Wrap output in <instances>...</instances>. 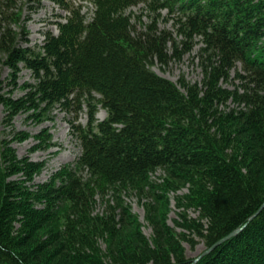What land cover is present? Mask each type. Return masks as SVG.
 <instances>
[{
  "label": "trees",
  "instance_id": "obj_1",
  "mask_svg": "<svg viewBox=\"0 0 264 264\" xmlns=\"http://www.w3.org/2000/svg\"><path fill=\"white\" fill-rule=\"evenodd\" d=\"M43 1L67 15L32 47L22 13ZM76 1L0 0V105L9 119L36 122L66 112L80 147L72 164L34 183L41 164L0 143V264H190L182 242L208 249L264 203V0H82L88 16ZM139 4L152 15L142 31L127 14ZM163 10L175 37L157 26ZM196 44L200 83L151 69ZM22 69L33 81L18 86ZM84 110L86 125H75ZM146 188L160 201L187 190L175 221L184 232L151 217L144 235L120 196ZM196 264H264V207Z\"/></svg>",
  "mask_w": 264,
  "mask_h": 264
},
{
  "label": "rangeland",
  "instance_id": "obj_2",
  "mask_svg": "<svg viewBox=\"0 0 264 264\" xmlns=\"http://www.w3.org/2000/svg\"><path fill=\"white\" fill-rule=\"evenodd\" d=\"M82 7L85 15L92 14L93 7L88 1L78 0L75 2ZM29 11L24 7L22 19L26 22V31L28 34L29 46L42 45L45 32L56 33V22L61 21L67 14L65 11L58 9L53 3L43 1L36 12L28 14ZM127 14H130L131 22L134 24L136 31H142L143 26L151 20V13L145 10L144 4L131 7ZM160 20L157 23L159 30L170 31L175 37L173 21L169 18L165 10L160 12ZM200 44H196L193 50L184 55L180 60L169 59L167 64H161L156 59L153 60L151 69L159 76L168 79L173 83L181 78L190 84L200 83L202 74L198 65L197 54ZM170 54V51L169 53ZM8 69L0 68V78L7 82ZM231 80L223 84V86L233 89L237 81H234V73L231 74ZM33 80L28 70L22 69L19 73L17 84L22 86L25 83H31ZM8 88L5 86V90ZM19 88L14 92L15 97L22 95ZM232 107L233 104L230 103ZM49 120L36 122L30 120L23 113L16 115L13 119H9L5 110L0 105V143L6 141L10 143L18 157H28L31 161L41 164V169L34 178V183H43L49 180L51 175L62 167L72 164L76 157L80 154L78 139L71 133L70 122L73 119L62 110L53 111ZM105 117V112L100 111L97 119L101 120ZM88 121L86 111L79 113L74 124L77 126H85ZM165 177L161 172H157L153 176V180L162 184ZM185 188L174 192L168 190L164 192L163 201L156 200L151 189H143L139 191H131L122 193L120 198L126 206L131 210L141 225V230L147 238L152 237V230L149 219L157 218L164 222L169 228L174 229L176 233L184 232L177 227L175 221L178 218L179 209L177 208V198L185 194ZM97 197L98 211L103 209L101 198ZM108 198V197H107ZM188 216L196 218L197 213L192 210L187 211ZM182 247L188 258H196L205 250L204 244L197 239V245L191 249L189 244L182 242Z\"/></svg>",
  "mask_w": 264,
  "mask_h": 264
},
{
  "label": "water",
  "instance_id": "obj_3",
  "mask_svg": "<svg viewBox=\"0 0 264 264\" xmlns=\"http://www.w3.org/2000/svg\"><path fill=\"white\" fill-rule=\"evenodd\" d=\"M263 207H264V203L261 205V207L259 208V210L256 213H254L251 217H249L247 219L246 223L243 226L235 229L234 231H232L231 233H229L227 236H225L224 238H222L218 242H216L213 246H211L210 248L206 249L200 256L194 258L190 264H196L203 256H205L208 253H210L216 246L220 245L221 243L229 240L230 238H232V237L236 236L238 233H240L245 228V226L250 221H252L253 218H255L259 214V212L263 209Z\"/></svg>",
  "mask_w": 264,
  "mask_h": 264
}]
</instances>
